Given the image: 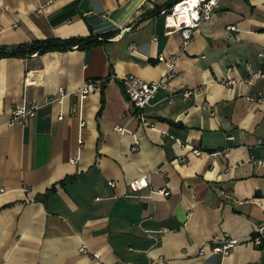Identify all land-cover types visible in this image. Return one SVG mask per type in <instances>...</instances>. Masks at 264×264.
<instances>
[{
	"label": "crops",
	"instance_id": "obj_1",
	"mask_svg": "<svg viewBox=\"0 0 264 264\" xmlns=\"http://www.w3.org/2000/svg\"><path fill=\"white\" fill-rule=\"evenodd\" d=\"M171 1L0 0V44L102 40L0 57V264H264L251 239L264 220V78L243 80L264 63V0H219L183 51L180 31L151 13ZM160 52L177 59L141 110L150 127L119 77L159 79ZM97 77L102 89L79 100ZM29 101L35 117L8 125ZM144 229L163 231L153 243ZM215 235L239 242L214 255Z\"/></svg>",
	"mask_w": 264,
	"mask_h": 264
},
{
	"label": "built area",
	"instance_id": "obj_2",
	"mask_svg": "<svg viewBox=\"0 0 264 264\" xmlns=\"http://www.w3.org/2000/svg\"><path fill=\"white\" fill-rule=\"evenodd\" d=\"M219 0H175L168 6L161 7L158 12L164 15V26L166 27V31L179 30L181 34V43L180 50L183 51L190 40L192 39L194 31L198 28L200 22L202 20L208 19L215 7L218 6ZM140 14V13H139ZM138 14V15H139ZM138 21V16L135 15L132 18L133 23ZM234 28L233 25L230 26ZM135 45L131 43L129 48L134 49ZM259 56H264V52L260 51L258 53ZM156 59L158 61H162L166 64L165 71L161 74L159 79L157 80H145L135 74L127 73L119 77V82L121 84L123 93L126 98L135 106L138 111H141L143 107L150 104L152 99L154 98L156 92L160 88H168V80L174 76L175 74V64L177 55L174 53H158L156 55ZM264 78V63L256 70L250 71V73L243 79L244 82L250 84L252 83L254 78ZM103 80L99 77L97 78H87L84 83L75 89L74 93L77 95L78 99L81 100L87 94L98 91L102 89ZM234 83L233 79H228L225 83ZM185 95L189 94V91H184ZM65 95L62 87L59 89V96L57 97L59 100ZM247 99H259L258 97H254L252 95H247ZM39 104L36 101L21 102L15 104L10 111V117L7 121L8 125L13 123L26 124L31 121L39 108ZM78 106L74 103L71 107V111H77ZM59 118L62 117V113L58 115ZM140 119H142L145 125L150 127H154L152 121H149L145 115L140 112ZM83 121H80L82 124ZM114 129L118 132L122 133L125 129L120 125H114ZM80 140V139H79ZM81 141V140H80ZM136 142V141H135ZM200 149L192 148V152L195 154L200 153ZM183 159V157H182ZM146 176L143 175L136 179H133L129 182V186L131 189L136 190L142 186L147 185ZM152 191V190H151ZM162 194H168V191L165 188L158 189ZM190 214V213H188ZM147 235L152 239L153 243H156L159 238L160 231H150L148 229H144ZM264 232V220L261 221L255 231V236L251 237L252 241L264 248V239L262 234ZM239 242V238L237 237H220L219 235H215L211 239V252L212 254H219L220 256H225L230 253V251L237 245ZM81 250H85V247H81ZM204 251L203 246L198 248V253H202ZM95 256H98V253H94ZM159 264H164L165 261L162 257H158L155 261ZM147 264H154V262H149Z\"/></svg>",
	"mask_w": 264,
	"mask_h": 264
},
{
	"label": "trees",
	"instance_id": "obj_3",
	"mask_svg": "<svg viewBox=\"0 0 264 264\" xmlns=\"http://www.w3.org/2000/svg\"><path fill=\"white\" fill-rule=\"evenodd\" d=\"M175 0L167 3L165 6L170 5ZM158 8V9H157ZM154 8L151 13L158 12L161 7ZM148 13V14H151ZM113 34V31H108L102 34L103 37H107ZM96 35H87V36H70L66 38H58V37H47L44 39H34L30 42L26 43H16L12 45L0 44V57L6 55H20L24 56L27 54H31L33 52H44L47 50H60L73 45L84 48L88 47L92 44L101 42ZM255 232L251 237H254Z\"/></svg>",
	"mask_w": 264,
	"mask_h": 264
}]
</instances>
